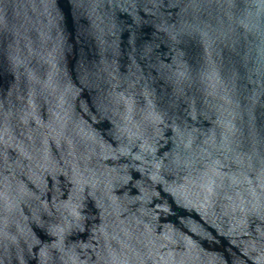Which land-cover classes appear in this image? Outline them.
<instances>
[{
	"label": "water",
	"instance_id": "water-1",
	"mask_svg": "<svg viewBox=\"0 0 264 264\" xmlns=\"http://www.w3.org/2000/svg\"><path fill=\"white\" fill-rule=\"evenodd\" d=\"M0 264H264V0H0Z\"/></svg>",
	"mask_w": 264,
	"mask_h": 264
}]
</instances>
